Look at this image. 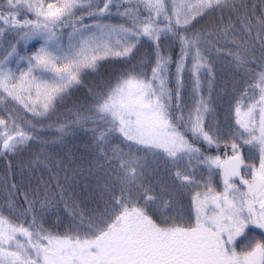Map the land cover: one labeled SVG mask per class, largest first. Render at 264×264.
Masks as SVG:
<instances>
[{"label": "snow or ice", "instance_id": "snow-or-ice-1", "mask_svg": "<svg viewBox=\"0 0 264 264\" xmlns=\"http://www.w3.org/2000/svg\"><path fill=\"white\" fill-rule=\"evenodd\" d=\"M0 157V264H264V0H0Z\"/></svg>", "mask_w": 264, "mask_h": 264}, {"label": "rangeland", "instance_id": "rangeland-1", "mask_svg": "<svg viewBox=\"0 0 264 264\" xmlns=\"http://www.w3.org/2000/svg\"><path fill=\"white\" fill-rule=\"evenodd\" d=\"M217 118L220 119V120L223 119V113L220 112L219 110H218V113H217ZM20 157L22 158V160H25L26 159V154L12 159V164H13L14 160H15V163H16V161ZM7 165H8V161L6 159H4L3 157H0V177H2L8 171ZM18 170H19V167H17V165H13V171H18ZM220 186L222 187V183L219 185V187Z\"/></svg>", "mask_w": 264, "mask_h": 264}, {"label": "trees", "instance_id": "trees-1", "mask_svg": "<svg viewBox=\"0 0 264 264\" xmlns=\"http://www.w3.org/2000/svg\"><path fill=\"white\" fill-rule=\"evenodd\" d=\"M22 161V158L20 157V158H18V160L16 161V163H15V160L13 161V165H17V167H18V165H19V163ZM19 171V170H18ZM18 171H14V173H16V174H18Z\"/></svg>", "mask_w": 264, "mask_h": 264}, {"label": "flooded vegetation", "instance_id": "flooded-vegetation-1", "mask_svg": "<svg viewBox=\"0 0 264 264\" xmlns=\"http://www.w3.org/2000/svg\"><path fill=\"white\" fill-rule=\"evenodd\" d=\"M220 188H222V187L220 186Z\"/></svg>", "mask_w": 264, "mask_h": 264}]
</instances>
